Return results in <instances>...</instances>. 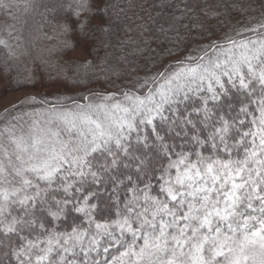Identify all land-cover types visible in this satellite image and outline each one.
<instances>
[{
    "label": "snow or ice",
    "instance_id": "obj_1",
    "mask_svg": "<svg viewBox=\"0 0 264 264\" xmlns=\"http://www.w3.org/2000/svg\"><path fill=\"white\" fill-rule=\"evenodd\" d=\"M181 4L151 8L177 23L194 11ZM260 9L115 90L89 86L119 75L107 57L74 61L71 76L56 66L50 79L83 91L26 95L0 113V264H264ZM123 11L112 0H0V74L36 86L35 61L22 59L35 14L65 49L76 37L91 52L109 47Z\"/></svg>",
    "mask_w": 264,
    "mask_h": 264
},
{
    "label": "trees",
    "instance_id": "obj_2",
    "mask_svg": "<svg viewBox=\"0 0 264 264\" xmlns=\"http://www.w3.org/2000/svg\"><path fill=\"white\" fill-rule=\"evenodd\" d=\"M35 2L42 4L47 0H35ZM112 2L124 9L118 19L113 18V22L118 25V28L114 35L104 38L106 41L110 40L109 47L104 48L99 45L91 52L76 37H69V40L78 46L72 50L65 49L63 38L57 35L53 26L44 25L39 14H35L31 18L34 38H29L31 43L26 45L30 54L22 57L29 64L35 61L37 68L35 86L37 90L29 95L39 93L42 96H47L50 100L56 93L76 95L83 89L74 87L72 83H66L62 75L57 79H50L49 75L55 77L56 66H62L69 69V76H71V72L76 67L74 61L82 63L90 60L101 65L105 57H107L108 64L112 65L113 71L119 75L109 73L111 79L108 80L104 78V73H97L100 79L93 80L89 86L96 89L115 90L116 87L123 86L126 76L133 69L139 75H144L149 71L155 72L169 63H175L176 59L187 54L197 45L207 43L209 32L213 33L211 39H217L234 26L240 27L246 24L251 17L259 16L260 4L264 0H187L194 11L188 13V18L177 23H173L170 16L165 15L163 19L157 16V12L160 10L151 8V5L157 3L158 0H112ZM171 2L174 6L183 7L181 0H171ZM38 11H43V9L40 8ZM169 11H174L177 16L180 15L175 9ZM205 12L208 15H205ZM17 15H21V13L18 12ZM193 17L194 19H191ZM5 22V18L0 15V28ZM7 22L11 23V21ZM99 22L98 20L92 21L93 24ZM170 23L172 24L171 30L166 34L162 33L161 25L168 29ZM193 23L202 24L203 27L192 28ZM185 24L189 27H183ZM37 25H42L39 31H35ZM17 27L19 28L20 25L18 24ZM23 35L27 37V32H24ZM78 48L84 49L87 57L76 55L75 51ZM169 50L177 55L170 56ZM4 55V51L0 50V62ZM49 64L54 67L49 68ZM108 64H103V66L107 67ZM6 87L20 88L7 74H3V78L0 77V92ZM19 101L14 104H18ZM14 104L0 106V113Z\"/></svg>",
    "mask_w": 264,
    "mask_h": 264
},
{
    "label": "rangeland",
    "instance_id": "obj_3",
    "mask_svg": "<svg viewBox=\"0 0 264 264\" xmlns=\"http://www.w3.org/2000/svg\"><path fill=\"white\" fill-rule=\"evenodd\" d=\"M76 55L80 57H87V54L84 49L78 48L75 51ZM0 77L3 78V74H0ZM37 90L33 87H20V88H9L6 87L2 92H0V106L5 107L11 104L16 103L26 95L32 94Z\"/></svg>",
    "mask_w": 264,
    "mask_h": 264
}]
</instances>
